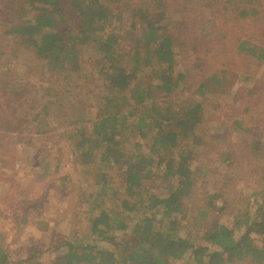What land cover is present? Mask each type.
<instances>
[{
	"label": "trees",
	"instance_id": "trees-1",
	"mask_svg": "<svg viewBox=\"0 0 264 264\" xmlns=\"http://www.w3.org/2000/svg\"><path fill=\"white\" fill-rule=\"evenodd\" d=\"M117 1L122 2L13 0L0 4V32L12 38V50L33 54L43 80L56 75L54 85L64 82L65 94L75 102L85 101L70 91L68 85L75 80L82 84L92 80L96 91L88 93L90 102H84L89 109L73 103L77 109L62 118H73L67 123L68 139L77 162L89 165L85 174L94 173V185L87 186L83 195L92 200L97 213L89 218L88 233L76 236L79 233L73 232L47 250L35 248V253L54 254L51 264H178L184 260L264 264V118L256 123L261 127L254 124L250 131L242 126L244 118L234 123L229 119L237 128L224 142L234 147L237 139L240 147L224 154L233 164L247 158L246 177L252 175L254 182L260 179L251 183L249 198L255 199H249L238 215H233L237 200L231 185L226 193L199 189L200 177L217 174L211 166V160L218 161L216 154L203 152V146L216 144L212 139L220 133L197 140L203 137L198 126L204 122V111H212L213 117L219 108L207 99L213 92L230 89L235 65L244 62L254 74L264 68V0H228L227 9L216 8L215 0H125L123 6ZM185 6L196 20L192 28L210 21L212 31L204 44L191 29L178 34L170 29L173 17ZM3 14L7 15L2 18ZM180 45L196 55L180 58ZM84 49L95 53L89 67L82 58ZM238 70L244 73L239 66ZM12 76L0 74L6 107L13 102L19 108L16 125L26 135L40 134L58 120L59 113L52 101L42 104ZM257 91L256 85L252 90L237 89L233 106L241 103L242 96L255 99ZM56 95L49 88L46 97ZM248 134L249 139L240 140ZM7 136L12 140L7 143L14 147L12 135ZM191 137L195 146L186 149ZM198 154L213 159L198 163ZM41 159L45 164L40 171L58 176L60 165L49 155ZM18 187L19 181L10 183L8 193ZM224 215L227 223L222 221ZM1 233L0 264H14ZM19 259L34 264L32 256Z\"/></svg>",
	"mask_w": 264,
	"mask_h": 264
},
{
	"label": "rangeland",
	"instance_id": "rangeland-1",
	"mask_svg": "<svg viewBox=\"0 0 264 264\" xmlns=\"http://www.w3.org/2000/svg\"><path fill=\"white\" fill-rule=\"evenodd\" d=\"M12 1L0 0V4ZM121 1L116 3L123 6L125 0ZM134 1L140 3L144 0ZM212 4L216 8L223 6L227 9L229 2L228 0H215ZM182 8L181 14L173 17L175 21L173 20L170 29H173L172 32L177 34L180 33L181 29H191L195 32V37L204 44V37L212 31L210 21L205 20L203 23H197L195 28H192L191 24L195 23L196 20L189 13L188 6ZM6 15L3 14L1 17ZM226 24L229 25L230 23ZM13 45L12 38L0 32V48L4 50V53L0 55V74L12 73V77L31 91L32 96L37 97L42 104L47 100L52 101V107L59 113V118L56 122H51V125L47 126L43 132H38L40 134L26 135L28 132L21 130V126L16 125L17 117L19 118L21 113L19 108L13 102L11 108L6 107L7 102L2 93L3 83L2 78H0V134L5 136L0 138V231L3 232L1 235L4 238V247L13 256L14 264H24V261L19 258H26L27 256L34 258V264H51L54 254L49 253L46 256H40L35 253V248L44 251L51 244L70 234L72 235L73 232L88 233L91 228L89 218L97 213L92 200L87 195H83L84 190L88 189L87 186L94 185V173L91 171L88 176L85 174L84 171L89 168V165H81L78 163L79 161L77 162L76 153L68 139L67 123L73 118L70 115L62 118L64 113L70 114L71 109H77L76 106L72 105L73 103H77L82 109H89L90 105L88 103L85 105L84 102H90L88 93L93 95L96 91L93 88L92 80H87L84 84L75 80L71 85H68L71 88L70 91L73 95H80L85 100L84 102H75L74 99L68 98L65 94L67 85L64 82H62V86L54 85L53 80L57 76L53 74H48L50 81L43 80L38 74L39 64L31 57L33 54L26 50L19 51L21 50L19 48L14 51L12 50ZM182 47L179 46L180 53H182L179 55L180 58H184L186 54L196 55V52L183 50ZM17 55L20 58H17ZM82 58L87 64L86 66L89 67L91 60L95 58V53L91 49H84ZM178 66L182 67L181 64ZM238 66L244 70V73L239 72L240 70L237 71ZM235 67L236 69H232L230 78L231 81L235 80V82L231 84L230 89L220 94L213 92L207 99L219 107L218 110L214 111L213 117L212 111H204V122L198 126L199 134H203V137L197 138L198 141L206 140L211 133H220L217 137L211 138L216 144L209 147L203 146V152L215 153V158L218 161L212 156H204L203 154H198L196 159L198 163L201 160L210 161L213 159L211 166L213 170L217 169V174L212 173L211 168L209 169V174H212L208 179L200 177V192L208 191V187H210V191L217 190L226 193L231 185V189L239 193H235L236 199L234 200L237 201L233 211V215H238L239 210L242 211L241 209L245 207L249 199H255V196L249 198L252 194L251 183H260V179L254 182L250 180L252 175L246 177V174L249 175L244 169L245 162H248L247 158L235 161L233 164V159H228L224 154L231 148L237 152L240 147L239 140L234 139L237 144L234 147H228L224 140L230 141L229 137L234 135L230 131L236 127V124L232 126V121L234 123L235 119L244 118L241 122L247 131H250L254 124L261 127L256 123L264 118L259 113V111L264 112V68L258 69V74H254L244 62L241 65H235ZM259 82L261 84H258ZM255 85L258 87L255 99H247L246 96H242L241 103L233 106V97L237 89L250 88L252 90ZM49 88L52 93L57 95L47 98L46 94L49 93ZM194 95L198 94L195 93ZM59 99H61L60 102ZM218 115L220 120L216 119ZM229 119L232 121L229 122ZM2 121L5 122L2 124ZM8 134L12 135L15 142L14 147L7 143L12 141L7 136ZM249 138L250 135L248 134L247 138L238 139ZM185 144L187 145L186 149L195 146L192 137L187 139ZM43 155H49L54 163L60 165L58 176L52 173L44 175V171H40L41 165L45 164L41 159ZM249 157L250 160L254 159L252 156ZM14 169L18 171V175L15 174ZM220 173H223L222 177L218 176ZM259 173L262 174V171ZM17 181H19V187L13 193H8V185ZM202 181L207 182L203 184ZM243 189L247 190L244 191ZM6 192L7 197L4 194ZM225 217V215L222 217V221L227 223ZM19 220L21 221L19 222ZM231 223L232 225L235 224L233 221ZM185 263L192 264L185 260L178 264Z\"/></svg>",
	"mask_w": 264,
	"mask_h": 264
}]
</instances>
